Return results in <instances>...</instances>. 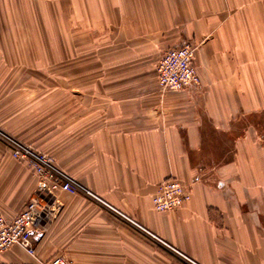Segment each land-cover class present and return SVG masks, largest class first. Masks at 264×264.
Listing matches in <instances>:
<instances>
[{
    "label": "crops",
    "instance_id": "crops-1",
    "mask_svg": "<svg viewBox=\"0 0 264 264\" xmlns=\"http://www.w3.org/2000/svg\"><path fill=\"white\" fill-rule=\"evenodd\" d=\"M13 8L0 20V90L27 100L12 103L9 130L94 195L57 190L35 252L13 245L0 264H264V0ZM184 43L200 83L165 90L157 64ZM171 178L191 198L157 211ZM36 184L27 167L0 165V212L20 213Z\"/></svg>",
    "mask_w": 264,
    "mask_h": 264
},
{
    "label": "built area",
    "instance_id": "built-area-1",
    "mask_svg": "<svg viewBox=\"0 0 264 264\" xmlns=\"http://www.w3.org/2000/svg\"><path fill=\"white\" fill-rule=\"evenodd\" d=\"M196 46L184 43L179 47L168 49L157 64V74L160 86L168 91H183L200 83V77L195 65ZM14 146L16 154L21 151L17 141L0 131ZM31 155L35 173L39 176L40 190L29 200L24 209L12 218L0 215V253L13 245H20L33 254L32 229L41 223L49 212L48 201L54 197L57 190L69 193L84 191L94 195L77 179L42 154H37L27 148ZM190 189L178 179L163 181L152 196L155 210L167 212L178 209L184 202L190 200ZM41 264H73L63 256H57Z\"/></svg>",
    "mask_w": 264,
    "mask_h": 264
},
{
    "label": "rangeland",
    "instance_id": "rangeland-1",
    "mask_svg": "<svg viewBox=\"0 0 264 264\" xmlns=\"http://www.w3.org/2000/svg\"><path fill=\"white\" fill-rule=\"evenodd\" d=\"M57 1L58 0H0V20L4 21L6 17L8 18L10 16V10L14 9L13 7H15V6H18V7L25 6L26 7V6L55 5V4H57ZM3 24H5V23L3 22ZM5 26L6 25H0V27H5ZM7 82H9V81H6V83ZM16 100H18V102H16ZM26 100H27V98H26L25 94L10 93V85H8V83L4 87H2L0 90V131L2 133H5L7 136H10L11 138H13L15 141H17L19 143L20 146H23L22 148H19L21 152L19 154H16L15 150H14V146L9 142V140L6 139L4 136L0 135V165H2V166H9V165L25 166L32 172V174L35 175V177L37 178V184H36L32 194H30V197L26 202V204H27L29 202V200L40 190V180H41L39 178V176L34 171L31 155L28 154L26 151V150H28L27 148H29L33 152H36L37 154H42V155L47 156V158L51 159L57 167H59L63 170H65V169L63 167H61V165L58 162V159L55 156H53L52 154L48 153L47 151H44L43 149L37 147L32 141L27 140L25 136L20 137V135L18 133L16 134V133L11 132L9 130L10 124L15 122V120H16V118L11 119V114H12L11 105H12V103L15 102L14 106L12 105V109L14 110V109H16V107H15L16 104H20L21 101H26ZM21 111H19V112H21ZM17 119H18V121H20L21 118L18 116ZM18 121L16 123H18ZM25 148H26V150H25ZM66 172H68V171H66ZM5 175L9 176L10 174L7 172L3 174V172H1L2 185L9 183V182H3V178L5 177ZM13 188H14V186H13ZM15 190H17V189L15 188ZM17 192L20 193L21 189L17 190ZM190 192H191V190H190ZM26 204H25V206H26ZM0 215H2L5 218H10V217H6L4 214H2V212H0ZM33 248H34V246H33ZM34 251H35V248H34Z\"/></svg>",
    "mask_w": 264,
    "mask_h": 264
},
{
    "label": "bare ground",
    "instance_id": "bare-ground-1",
    "mask_svg": "<svg viewBox=\"0 0 264 264\" xmlns=\"http://www.w3.org/2000/svg\"><path fill=\"white\" fill-rule=\"evenodd\" d=\"M67 259V258H66Z\"/></svg>",
    "mask_w": 264,
    "mask_h": 264
}]
</instances>
